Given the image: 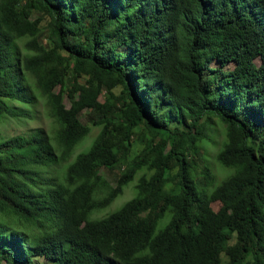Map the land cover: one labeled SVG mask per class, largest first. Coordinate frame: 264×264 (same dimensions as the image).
Returning a JSON list of instances; mask_svg holds the SVG:
<instances>
[{
    "label": "trees",
    "instance_id": "16d2710c",
    "mask_svg": "<svg viewBox=\"0 0 264 264\" xmlns=\"http://www.w3.org/2000/svg\"><path fill=\"white\" fill-rule=\"evenodd\" d=\"M39 103L0 137V264H264V0H0V120Z\"/></svg>",
    "mask_w": 264,
    "mask_h": 264
},
{
    "label": "rangeland",
    "instance_id": "374dc122",
    "mask_svg": "<svg viewBox=\"0 0 264 264\" xmlns=\"http://www.w3.org/2000/svg\"><path fill=\"white\" fill-rule=\"evenodd\" d=\"M44 43H46V39L43 40ZM102 101L104 98L101 99ZM68 105H70V102H67ZM105 108H102V111H105ZM37 127H44L46 130H50L51 127V120L48 118V116L45 113V110L42 106V103H39L37 106V109L35 113H33V116L31 118H24V117H15V116H6L2 120H0V137L4 138L7 136H14L18 135L20 133H26L30 130H33ZM91 133L77 146L75 151V156L78 153L87 151L90 146L92 145L93 141L95 140V137L99 131V128L92 127ZM224 125L222 123H218L215 127H213L212 135L213 140L215 141V144H209L208 148L206 150V158L208 159V162L213 170L214 173L217 174V180L215 182V186L221 184V182L225 179V177L231 173L232 169H228L224 167L217 159H216V153L217 150L220 147V144L224 140ZM201 164V162H199ZM103 175L106 177L108 182L111 184H115L118 180L124 179L127 174L122 171L119 173V170L116 172L118 174H109V172L103 170ZM140 172L135 176L134 180L130 182L129 185H127L123 193L119 195L116 200L108 207H106L102 211H98L94 213V216H104L108 215L113 211H116L119 209L123 204H125L128 200L133 198L136 195V188L135 184L138 181V178L140 176ZM119 175V176H118ZM100 185L103 186V181H100ZM213 187L210 188L213 189ZM221 207L220 201H214L211 203V211L213 213H216ZM97 213V215H96ZM171 216L170 213L166 215L164 219H162L158 225V229H161L164 227L165 223L169 220V217ZM230 242L234 241V237L229 236ZM47 260L44 258H39L37 264H46Z\"/></svg>",
    "mask_w": 264,
    "mask_h": 264
}]
</instances>
